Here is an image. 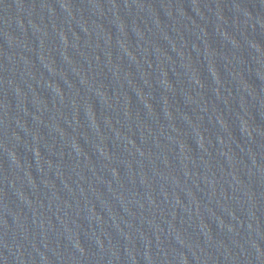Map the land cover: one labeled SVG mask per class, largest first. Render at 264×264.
Here are the masks:
<instances>
[{
	"label": "water",
	"instance_id": "95a60500",
	"mask_svg": "<svg viewBox=\"0 0 264 264\" xmlns=\"http://www.w3.org/2000/svg\"><path fill=\"white\" fill-rule=\"evenodd\" d=\"M264 193V0H0Z\"/></svg>",
	"mask_w": 264,
	"mask_h": 264
}]
</instances>
